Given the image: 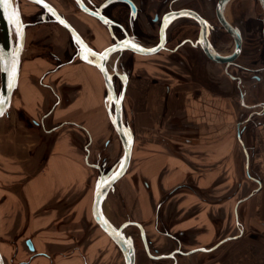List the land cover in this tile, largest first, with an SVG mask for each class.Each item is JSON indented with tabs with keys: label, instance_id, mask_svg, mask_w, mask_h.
<instances>
[{
	"label": "crops",
	"instance_id": "obj_1",
	"mask_svg": "<svg viewBox=\"0 0 264 264\" xmlns=\"http://www.w3.org/2000/svg\"><path fill=\"white\" fill-rule=\"evenodd\" d=\"M52 1L93 48L111 44L98 21ZM165 1L154 0L149 11ZM192 1L212 0L177 5ZM235 1L230 21L246 13V0ZM244 22L243 65L252 76L244 101L262 107L241 102L243 110L236 81L206 72L204 62L192 76L159 53L126 51L119 59L131 70L123 118L134 140L129 167L102 211L114 225L119 217L140 222L157 254L180 241L177 264H264V23L250 15ZM49 24L27 30L18 82L0 118V251L5 264H125L92 212L100 174L93 164L122 144L108 116L106 85L96 67L69 58V37ZM181 35L175 32L173 42ZM136 247L135 264H171Z\"/></svg>",
	"mask_w": 264,
	"mask_h": 264
},
{
	"label": "water",
	"instance_id": "obj_2",
	"mask_svg": "<svg viewBox=\"0 0 264 264\" xmlns=\"http://www.w3.org/2000/svg\"><path fill=\"white\" fill-rule=\"evenodd\" d=\"M35 2V0H30ZM81 9L85 12L97 17L102 23L107 24L111 34L113 35L111 24L113 21L101 13L100 8L93 10L87 7L82 0H77ZM112 1L117 0H106L104 4H108ZM128 1L130 0H122ZM230 0H218L216 4V16L223 28L230 33L234 39V49L229 54H221L212 45L209 34L212 24L204 17H202L197 11L193 9H179L166 12L162 16V22L159 30V41L156 44L144 45L138 39L127 36L122 40H117L100 50L92 49L81 37L75 27L62 16L56 8L46 0H40L39 5L43 6L47 12H49L53 19L65 27L71 34L73 40L78 44L77 56L80 60L89 63L96 67L101 73L106 89H107V100L109 102V115L112 125L118 134L122 146L123 155L117 164L106 173H101L96 181L94 200L92 206L93 217L96 223L102 228V230L113 240L122 252L125 260V264H135V246L134 237L132 234L125 232V228L130 225H137L140 229V235L144 242L147 252L153 258H160L167 256L165 254L153 255L150 253L148 239L144 227L139 222L126 221L119 227L114 225L102 211V203L105 200L108 193L114 188V184L126 173L131 159L132 147L134 136L131 128L126 124L123 118V98L124 91L118 96L115 90L113 82V74L109 69L106 68V60L114 55H122L124 52L129 51L139 55H152L165 49V43L167 38V28L176 20L183 17L194 19L199 22L201 26L199 42L208 56V58L219 64H223L225 72L229 74V67L234 64L235 60L240 56L242 52L243 37L238 26L234 25L225 15L224 10ZM264 1V0H261ZM7 4L0 6V110L4 116L11 104L12 95L18 82L19 68H20V50L23 46L24 39L20 37L19 46L14 49L12 46L11 34H10V20L11 15L8 11ZM181 13H185L181 15ZM91 53V54H89ZM87 57V59L85 58ZM106 57V59H103ZM91 61V62H89ZM114 64V68H115ZM109 70V71H108ZM115 70V69H114ZM114 104V110L112 111L111 104ZM254 108L256 105H251ZM251 116V115H250ZM115 177V179H114ZM103 182V183H98ZM31 249L34 248L31 239H27ZM222 241L218 242L210 248L202 247L196 250H212L217 247ZM175 252L178 250H174ZM191 252V251H190ZM0 264H5V260L0 251Z\"/></svg>",
	"mask_w": 264,
	"mask_h": 264
},
{
	"label": "flooded vegetation",
	"instance_id": "obj_3",
	"mask_svg": "<svg viewBox=\"0 0 264 264\" xmlns=\"http://www.w3.org/2000/svg\"><path fill=\"white\" fill-rule=\"evenodd\" d=\"M46 1H48L50 4H52L56 8V10L73 25L71 19L68 17V14H66L65 11L61 10L58 7V5L56 3H54L52 0H46ZM82 1L90 9L96 10V9L100 8L101 13L113 21V24H111L113 35L111 34L107 24L102 23V21L100 19H98L97 17H95V16L85 12L83 9H81L77 0H64L66 5H68L70 7H72L71 5L73 4V8H74L73 12H76V13L81 12L85 15H88L89 17L95 19L101 25H103L105 27V29L107 30L109 36H110L111 44L115 43L117 40H122V39L126 38L127 36H132V37H134L136 39H140V40L148 39V40L153 41L152 44H156L159 41V30H160L163 14H165L166 12H169V11L186 8V9H193V10L197 11L202 17L206 18L213 25L212 28L210 29L209 38H210L212 45L215 47V40H214L216 38L215 32H216V30L219 29L218 28L219 21H218L217 16H216V4H217L218 0H215V1L212 0V1L207 2V4L211 5V10H212L211 12L215 16L216 23L210 19L211 13L209 11L205 10L206 6L204 5L205 3L203 1L185 2L182 5H177V2L179 0H166L165 3L159 4L157 10H155L153 12L149 11V5L152 3L154 4L155 3L154 0H130V2L117 0V1H112L108 4H104L106 0H103L99 3H96L93 0H82ZM231 2H232V0L229 1V3H231ZM244 5H245L244 7L246 8V11H245L246 13L242 14L241 20L231 21L234 25L239 27V29L242 33L243 42H244V34L242 32V25H243L242 23H245L244 21H246V16L250 15L251 17H254V18L258 19L259 21H261V23H264V1L246 0V3H244ZM6 7H7L8 11L10 12V15H11L10 34H11V40H12L13 48L14 49L18 48L20 37H22L24 39L23 46L20 50V60H21L23 51H24L25 46H26L27 30L30 27L42 25L45 23H52V24L62 26L61 24L57 23L53 19V16L49 12H47L43 6H41L35 2H32L30 0H9V3L6 5ZM13 13H15V15H13ZM17 17H18V22H17ZM181 19H182L181 22L179 20H177L168 29L166 43H165L166 48L163 50L169 51V53L172 54L171 62H173V61L178 62L180 64V68L183 72L194 76V75L200 73L199 68L202 66L205 57L208 58V56L204 52V50H203V48L199 42L200 30H201V26H200L199 22L195 21L194 19L187 18V17H183ZM219 27L223 28V26H221V25H219ZM63 28L69 34V44L73 48V52L69 56V58L72 59V58L77 56L78 44L73 40L69 31L65 27H63ZM75 29H76V27H75ZM175 32H180V33L182 32V35L179 37V39L176 42H173V37H174ZM79 34L81 35V37L84 39V41L92 49H95V48H93V46L90 45L88 40L85 39L80 32H79ZM229 35H230V33H229ZM232 39H233V37H232ZM233 43H234V39H233ZM166 44L168 47L166 46ZM233 49H234V47H233ZM243 49H244V45L242 43V52H243ZM95 50H97V49H95ZM163 50H161V51H163ZM242 52H241V54H242ZM131 53H133V52H131ZM53 57L57 58V56L55 54H53ZM239 57L235 60L234 64H232L229 67L228 73L231 76V78L236 81L237 86H238V95L241 99V102L244 103L245 102L244 99H245V96L247 93L246 88L244 87V84H243L244 78L240 75H234L233 73L230 72V69L233 66H239L245 70L250 69L249 67H245L244 65L237 62ZM119 62H121V63L118 64V62H117V65H115V68H113V71H112L113 82H114V86H115V90H116L117 95L119 96L121 94V92L124 91V97H125L127 80L129 79L131 70L129 67H127L124 64L123 60H120ZM128 63H131V61L128 60ZM166 69H167L166 71L169 73L174 72V73L178 74L176 71H172L169 67H166ZM119 82L121 83V85H119ZM106 95H107V89H106ZM123 101H124V98H123ZM255 105H256L255 107H259V106L262 107L263 106L259 103H256ZM245 107L246 108H252V106H250L246 102H245ZM122 108H123V103H122ZM110 109L112 111L114 110V104L113 103L111 104ZM107 111H108V116L110 119L109 105L107 106ZM250 119H251L250 117L248 120L246 119L247 120L246 122L248 123L250 121ZM242 123L244 125L243 128L241 127V124H239V126H238V128H239L238 134L240 136L242 135L243 131L247 127V124H245V121H243ZM111 124H112V122H111ZM126 124L130 127L128 121H126ZM247 155H248V153H247ZM93 165L98 166L95 168H98L100 170V174L107 172L110 168V167H108V163L105 160H103L102 158L100 160H98L97 163H94ZM144 186L149 187V183L147 181H144ZM114 189H115V186L112 190H114ZM160 205L161 204H159L157 207H159ZM131 220L132 219H128L126 221H131ZM126 221H124V222H126ZM133 221L136 222V220H133ZM130 226H135L137 228V233L135 234V236L138 234V236L140 237L141 242L143 244L144 250L150 256V254L147 252V250L145 248L144 242H143L142 237L140 235L139 227L137 225H130ZM243 232H244V229H243L242 233ZM166 234H169V233L166 232ZM132 236L135 239V236L133 234H132ZM135 242H136V240H135ZM148 242H149L148 245H149V249H150L151 254L161 255V254H157L158 250L156 248L151 247V245H150L151 241L149 239H148ZM26 244L29 247L27 242H26ZM136 246H137V244H136ZM180 246H181V243H180V241H178V246L174 249V250H178V251L175 252L173 250L172 252L165 254L167 256H164V257L171 259V264H177L178 260L175 257V253L181 252ZM199 248H202V247H199ZM29 249H31V248L29 247ZM31 250L34 251V248ZM164 257H160V258H164ZM157 259H159V258H157Z\"/></svg>",
	"mask_w": 264,
	"mask_h": 264
},
{
	"label": "rangeland",
	"instance_id": "obj_4",
	"mask_svg": "<svg viewBox=\"0 0 264 264\" xmlns=\"http://www.w3.org/2000/svg\"><path fill=\"white\" fill-rule=\"evenodd\" d=\"M234 1V2H233ZM232 2H231V6L232 5H234L235 3H236V1L235 0H233ZM205 4V10L206 11H209L210 13H211V15H210V19L211 20H213L215 23H216V21H215V16H214V14H212V10H211V5H209V4H207V2H204ZM234 3V4H233ZM26 4V3H25ZM72 7H73V4L71 5ZM74 13V12H73ZM73 13H71V14H73ZM66 14H68V17L70 18V14L68 13V11L66 12ZM71 19V18H70ZM179 21L181 22L182 21V19H179ZM178 21V22H179ZM49 24V23H48ZM49 25H52V24H49ZM219 23H218V30H216V32H215V49L218 51V52H220V53H222V54H229V53H231V51H232V49H233V47H234V43H233V39H232V37L229 35V33H227L223 28H221V27H219ZM58 27V26H57ZM60 27H62V26H60ZM61 30V35L62 36H65L66 38H68L69 37V34H68V32L66 31V30H64V28L62 27V28H60ZM127 55V54H126ZM159 56H160V58L161 59H163L165 62H167V63H171V57H172V54H170L169 53V51H165V50H163V51H161L160 53H159ZM243 56H244V53L242 52V56H240V58L237 60V62L238 63H240V64H242L243 65ZM120 57H121V55H120ZM119 55H114L112 58H114L115 59V61H116V64H117V62H118V64L119 63H121V62H119ZM204 63H205V66H206V72H208V73H211V74H217V73H219L220 72V74H222L223 76H225V77H227V78H229V79H231L226 73H225V71H224V65L223 64H215V62H213V61H211L210 59H208L207 57H205V59H204ZM162 64H165V63H163L162 62ZM166 65V64H165ZM165 65H163L164 66V68H166L165 67ZM112 71H113V69L112 70H110V72L112 73ZM230 72L231 73H233L234 75H240V76H242L243 78H244V82H243V84H244V87H245V85H246V81H245V78L246 79H250L252 76H251V73H249L247 70H245V69H243V68H241V67H239V66H233L231 69H230ZM253 80V79H252ZM254 83H256L255 81H253ZM119 85H121V83L119 82ZM246 88V87H245ZM239 100H240V105H241V107H242V109L243 110H245V108H244V105L243 104H241V99H240V97H239ZM7 113V112H6ZM114 133H115V135H116V137L120 140V138L117 136V134H116V132L114 131ZM121 143V142H120ZM106 148L108 147V146H105ZM111 151V152H110ZM110 153H111V155H110ZM105 155V156H104ZM104 155H103V157H102V159L103 160H105L107 163H108V167L109 166H111V165H116L117 163H112V160L113 159H115V158H117L118 160H120L121 159V157H122V155H123V146H122V144L118 147V150H116V149H114V152L112 151V149H110L109 150V152L107 153V152H104ZM101 159V156H99L98 157V160H100ZM97 160V161H98ZM97 163V162H96ZM245 178H247V176H246V174H245ZM120 218V219H119ZM118 219H116L115 220V224H116V226H118V225H120L121 223H123L124 221H126V220H128V219H123L122 217H119ZM129 218V217H128ZM130 219V218H129ZM118 220V221H117ZM125 232L126 233H128V234H133L134 236H135V234L137 233V228L135 227V226H128V227H126L125 228ZM239 231H237V233H238ZM135 240H136V244H137V246H140V245H143L142 244V242H141V239H140V237L138 236V234L135 236Z\"/></svg>",
	"mask_w": 264,
	"mask_h": 264
},
{
	"label": "bare ground",
	"instance_id": "obj_5",
	"mask_svg": "<svg viewBox=\"0 0 264 264\" xmlns=\"http://www.w3.org/2000/svg\"><path fill=\"white\" fill-rule=\"evenodd\" d=\"M228 7H229V3L226 5V7H225V10H224V13H225V15H226V13H227V11H228ZM177 21V20H176ZM175 21V22H176ZM175 22H173V23H175ZM172 23V24H173ZM171 24V25H172ZM171 25L167 28V31H168V29L171 27ZM166 46H167V44H166ZM168 47V46H167ZM232 51H233V49H232ZM161 52V51H160ZM160 52H158V53H160ZM222 54V53H221ZM113 56H111V57H109L107 60H106V68L107 69H109V70H111V69H113L114 68V64H115V59L114 58H112ZM108 70V71H109ZM131 221H133V220H131ZM137 222V221H136ZM121 225V224H120ZM120 225H118L117 227H119ZM134 246H135V252H136V250H137V247H136V242H135V239H134ZM151 253V252H150Z\"/></svg>",
	"mask_w": 264,
	"mask_h": 264
},
{
	"label": "snow or ice",
	"instance_id": "obj_6",
	"mask_svg": "<svg viewBox=\"0 0 264 264\" xmlns=\"http://www.w3.org/2000/svg\"><path fill=\"white\" fill-rule=\"evenodd\" d=\"M35 2H37V3H39L40 2V0H35ZM9 3V0H0V6H3V5H5V4H8ZM185 13H181V15H184ZM13 15H15V13H13ZM17 22H18V17H17ZM89 54H91V53H89ZM86 59H87V57H85ZM103 59H106V57H103ZM89 62H91V61H89ZM3 113H2V110H0V115H2ZM114 179H115V177H114ZM98 183H103V182H98Z\"/></svg>",
	"mask_w": 264,
	"mask_h": 264
}]
</instances>
